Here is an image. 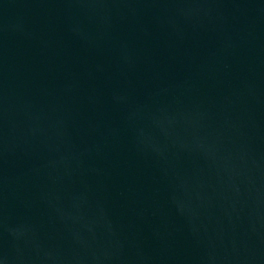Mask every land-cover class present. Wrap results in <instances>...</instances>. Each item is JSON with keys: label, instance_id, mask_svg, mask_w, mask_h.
I'll return each mask as SVG.
<instances>
[{"label": "water", "instance_id": "water-1", "mask_svg": "<svg viewBox=\"0 0 264 264\" xmlns=\"http://www.w3.org/2000/svg\"><path fill=\"white\" fill-rule=\"evenodd\" d=\"M0 264H264V0H0Z\"/></svg>", "mask_w": 264, "mask_h": 264}]
</instances>
